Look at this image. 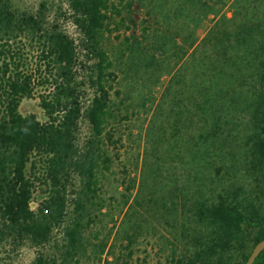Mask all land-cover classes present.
<instances>
[{
	"label": "trees",
	"instance_id": "obj_1",
	"mask_svg": "<svg viewBox=\"0 0 264 264\" xmlns=\"http://www.w3.org/2000/svg\"><path fill=\"white\" fill-rule=\"evenodd\" d=\"M256 2L67 0L75 37L60 20L63 6L52 16L48 0L36 10L0 0V240L42 245L63 226L67 256L74 255L80 228L103 201L102 178L119 157L112 153L123 140L118 123L154 104L151 76L166 75L139 191L156 193L166 177L171 193H183L179 181L191 178L188 211L202 227L186 234L190 247L174 250L168 263L245 264L264 239V210L243 181L220 188L216 179L226 161L233 170L241 161L264 185V16L252 15ZM81 51L92 61L86 105L80 87L87 81L80 86L74 73ZM34 97L44 119L20 111ZM164 118H174L171 137L179 139L168 140ZM84 121L90 134L80 144ZM175 161L182 174L169 167ZM125 188L122 207L136 178ZM36 264L51 263L39 257ZM253 264H264V249Z\"/></svg>",
	"mask_w": 264,
	"mask_h": 264
},
{
	"label": "rangeland",
	"instance_id": "obj_2",
	"mask_svg": "<svg viewBox=\"0 0 264 264\" xmlns=\"http://www.w3.org/2000/svg\"><path fill=\"white\" fill-rule=\"evenodd\" d=\"M41 1L14 0L16 6L22 10H36ZM48 1L53 4L50 12L52 16L57 15L58 7L63 6L66 15L60 16V20L65 28L76 37V27L73 25L67 0ZM256 8H252V15L256 13V16H264V0L260 2L257 0ZM209 26L210 21H206L202 25L199 29L200 38L204 36ZM91 62L87 61L83 51L79 53V62L74 73L80 86L88 80L89 68L87 65H90ZM176 69L177 67L175 71ZM168 78L164 75L157 82V77L151 76L149 84L156 98L155 103L144 108H137L139 112L136 115H130L129 118L122 119L118 123V127L123 133V140L117 149L112 150V153L118 152L119 157L114 156L111 171L106 172L102 178L103 201L95 206L94 219L89 222H86L87 219H85L86 223L80 228L78 251L74 255L67 256L66 237L62 226L54 229L50 241L42 245H34L29 241L17 243L12 237L0 240V264H36L39 257L45 258L51 264L54 260H56V264H169L174 250L181 253L190 247V235L186 236V234L188 232L190 234L195 228L200 227L192 213L188 211L195 194L193 180L186 176V181H179V188L183 193L181 191L171 193L169 184L172 182H168L166 177L162 178L161 184H157V192L153 194L150 189L142 188L143 190L140 192V186H138L143 173V157L147 156V159L151 161L153 159L151 140L155 135L151 130V125L156 123L155 106L164 94ZM80 88L83 92L82 104L86 105L93 94V89L88 81ZM135 99L138 100L136 96ZM20 111L24 114L36 113L40 119H44V112L39 105V100L35 97L24 100ZM182 119L185 120V117ZM173 120L174 118H164L161 121L167 128L168 140L171 142L175 141L176 137L177 139L180 137L175 133L171 137L172 127H174ZM179 128L185 135L186 129L183 125ZM188 131L192 132L191 128ZM89 134L88 124L85 121L80 122V144L85 142ZM179 164L178 161H175L168 165L171 168L174 166L176 172L182 174L183 170L178 167ZM242 165L243 162L239 161L235 166L237 169L233 170L230 161H226L216 180L220 179V188L223 186L230 188L235 186L238 181H243L248 188L247 197L251 196L257 204L260 203L264 210V185H257V182L247 175ZM184 173L187 172L184 171ZM165 175H168L167 171H165ZM135 178L136 189L133 190L128 205L122 207L121 193L126 192V185ZM136 199L140 201V205ZM164 204L168 207L165 208ZM167 208L172 210L168 211ZM130 239L133 240V244L127 246ZM105 241L108 242V245L102 251V243ZM65 257H67L66 260Z\"/></svg>",
	"mask_w": 264,
	"mask_h": 264
},
{
	"label": "water",
	"instance_id": "obj_3",
	"mask_svg": "<svg viewBox=\"0 0 264 264\" xmlns=\"http://www.w3.org/2000/svg\"><path fill=\"white\" fill-rule=\"evenodd\" d=\"M264 249V239L259 241L253 248L249 258L247 259L245 264H253L256 260L257 256L260 254V252Z\"/></svg>",
	"mask_w": 264,
	"mask_h": 264
}]
</instances>
